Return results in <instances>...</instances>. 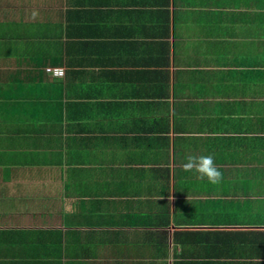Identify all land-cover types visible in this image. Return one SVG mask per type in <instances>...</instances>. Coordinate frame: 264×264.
I'll return each mask as SVG.
<instances>
[{"label": "crops", "instance_id": "crops-1", "mask_svg": "<svg viewBox=\"0 0 264 264\" xmlns=\"http://www.w3.org/2000/svg\"><path fill=\"white\" fill-rule=\"evenodd\" d=\"M0 264H264V0H0Z\"/></svg>", "mask_w": 264, "mask_h": 264}, {"label": "clouds", "instance_id": "clouds-1", "mask_svg": "<svg viewBox=\"0 0 264 264\" xmlns=\"http://www.w3.org/2000/svg\"><path fill=\"white\" fill-rule=\"evenodd\" d=\"M185 172H195L200 180H207L211 185H219L223 181V173L217 167L213 156L190 155L186 158V162L182 165ZM177 247H181L177 245Z\"/></svg>", "mask_w": 264, "mask_h": 264}, {"label": "built area", "instance_id": "built-area-1", "mask_svg": "<svg viewBox=\"0 0 264 264\" xmlns=\"http://www.w3.org/2000/svg\"><path fill=\"white\" fill-rule=\"evenodd\" d=\"M47 71L56 77H61L64 75V70L62 68H48Z\"/></svg>", "mask_w": 264, "mask_h": 264}]
</instances>
